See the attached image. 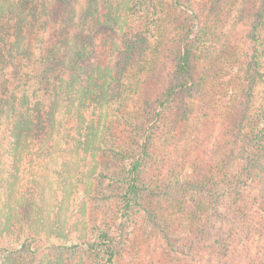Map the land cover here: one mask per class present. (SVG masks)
<instances>
[{
	"label": "trees",
	"instance_id": "trees-1",
	"mask_svg": "<svg viewBox=\"0 0 264 264\" xmlns=\"http://www.w3.org/2000/svg\"><path fill=\"white\" fill-rule=\"evenodd\" d=\"M79 4L0 0V126L9 123L13 156L0 264L42 231L62 242L56 264H121L146 221L171 258L220 254L230 241L217 232L236 228L233 211L247 214L251 256L264 227V179L253 175L264 105L251 115L264 0H208L212 18L198 24L200 13L178 1ZM40 159L37 167L55 162L54 187L34 169L23 182L21 166Z\"/></svg>",
	"mask_w": 264,
	"mask_h": 264
},
{
	"label": "rangeland",
	"instance_id": "rangeland-1",
	"mask_svg": "<svg viewBox=\"0 0 264 264\" xmlns=\"http://www.w3.org/2000/svg\"><path fill=\"white\" fill-rule=\"evenodd\" d=\"M173 2H179L183 5V7L186 9L187 12L192 11H198L200 13L199 19L196 21V23H202L205 19H211L212 15L208 13V0H172ZM83 0H80L79 8L82 7ZM184 9V10H185ZM232 12H234L232 10ZM230 22V20H227ZM229 28V25L226 23H221L219 33L218 35H223V38H219L220 41H224L225 38L228 37L227 29ZM264 34V33H263ZM263 50H264V36H263ZM263 77L262 81L258 82L255 88L253 102H252V108H251V115L254 118H257L259 111L262 108V105H264V56H263ZM10 121V120H9ZM9 129V123L3 124V126H0V209L3 207L4 211V218L5 214L9 211V205H7L6 199L8 195L6 192L9 191V184L10 180H8L9 176L13 173L12 168V160L13 156L11 154V146L12 144V138L10 137V134L8 132ZM197 134H201L198 130H196ZM200 136V135H199ZM54 158V157H53ZM47 158L48 161L52 160H58L56 158ZM31 159L30 157L26 158V160ZM61 160V159H60ZM263 164H261V162ZM259 162L253 169V175H257V177L264 179V156H261ZM44 160L40 159L36 165L30 166V164H23L22 171L20 176L24 177L25 180L23 182H26L27 179L30 177L31 170L34 169L37 171L38 174L42 175H48L51 180H44L49 186L54 187L55 186V174L54 169L55 162L49 165H44L43 167H37L40 164L43 163ZM50 167V168H48ZM259 171V174H258ZM48 181H51L49 183ZM22 182V183H23ZM261 187L259 186V182H255L253 186V190H250L252 195H255V192H258ZM49 194V193H48ZM244 192L242 195H245ZM250 200L252 198H247L245 196H241V200ZM164 204L167 205V199L163 200ZM12 203V202H11ZM11 206L16 207L15 204H11ZM169 206V205H168ZM72 207V205H71ZM18 209V212L21 214V208L16 207ZM185 209V211L190 212V207L185 208L183 206L182 210ZM14 212H12L13 214ZM69 213V212H68ZM179 213V212H178ZM177 212L173 214L174 218L178 215ZM233 222L236 224V228H234L233 231H231L228 227V224H225V228H222V230L218 231V235H221L223 232L225 237H228L229 239V247L226 249H222L220 254H216V249L213 248H204L202 251H197L196 257H187V256H174L173 258L169 257L165 250H161L159 247L160 243L158 238H156L152 234L153 225L152 223H149V221L143 222L142 225H138L137 228H140L141 233H139V236L136 239L135 245L133 246V249L131 250L130 254H127L125 252V255L123 256L121 260V264H255V258L259 257L262 259L264 257V227H261V230L253 231V237L251 239L252 247L248 250H252L251 256H248L246 254V239L245 236V229L246 224L245 222H241L242 217H246V215H242L240 212L233 211ZM3 218V222H4ZM190 216H186L183 219V223L186 224L187 221L190 220ZM182 222L179 230L182 229ZM258 222V220H257ZM229 225L231 222H228ZM216 226L221 227L224 225V221L222 219H218L215 222ZM178 227V226H176ZM257 228V227H256ZM28 232V229L25 230ZM25 238V237H24ZM10 237L9 236H0V253L1 248L3 246H10ZM237 244V250H234L233 244ZM29 247H27L25 250L17 252V257L14 258L11 264H56L55 263V257L54 255L57 253L58 248H56V245H61V240L55 238L54 236H48L45 231H42L40 233H37L35 235L34 240H28L26 242ZM14 248V247H13ZM231 254L233 257L231 259ZM221 256L220 260H217ZM2 260V255L0 254V261ZM19 260V261H18ZM73 262H76V259L73 260ZM64 264V261L62 262Z\"/></svg>",
	"mask_w": 264,
	"mask_h": 264
}]
</instances>
